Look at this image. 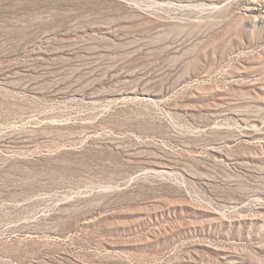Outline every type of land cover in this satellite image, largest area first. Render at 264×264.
Returning <instances> with one entry per match:
<instances>
[{"label":"rangeland","instance_id":"374dc122","mask_svg":"<svg viewBox=\"0 0 264 264\" xmlns=\"http://www.w3.org/2000/svg\"><path fill=\"white\" fill-rule=\"evenodd\" d=\"M0 264H264V0H0Z\"/></svg>","mask_w":264,"mask_h":264}]
</instances>
